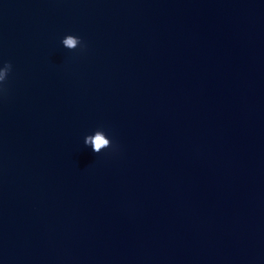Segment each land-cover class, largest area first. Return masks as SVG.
Instances as JSON below:
<instances>
[{
    "label": "water",
    "instance_id": "1",
    "mask_svg": "<svg viewBox=\"0 0 264 264\" xmlns=\"http://www.w3.org/2000/svg\"><path fill=\"white\" fill-rule=\"evenodd\" d=\"M0 264H264V0H0Z\"/></svg>",
    "mask_w": 264,
    "mask_h": 264
}]
</instances>
